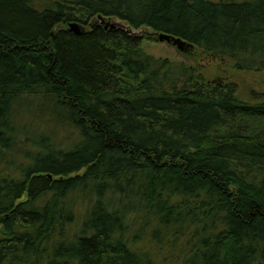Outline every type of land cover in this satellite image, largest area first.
I'll use <instances>...</instances> for the list:
<instances>
[{
	"label": "trees",
	"instance_id": "1",
	"mask_svg": "<svg viewBox=\"0 0 264 264\" xmlns=\"http://www.w3.org/2000/svg\"><path fill=\"white\" fill-rule=\"evenodd\" d=\"M161 34L264 71V0H0V264H264V94Z\"/></svg>",
	"mask_w": 264,
	"mask_h": 264
},
{
	"label": "rangeland",
	"instance_id": "2",
	"mask_svg": "<svg viewBox=\"0 0 264 264\" xmlns=\"http://www.w3.org/2000/svg\"><path fill=\"white\" fill-rule=\"evenodd\" d=\"M111 23L125 26L124 23L115 19L111 20ZM133 33H135L136 35L144 34L145 36L152 38L156 37V35L153 34L151 30L146 29L138 31L134 30ZM143 47L148 53L156 57L182 61L189 65L199 67L207 80H214L218 82L220 81V83L225 79L231 80L232 82L237 84L238 95L243 101H251L254 97V94H264V71L249 73L238 72L232 70L229 65L226 67L225 63H222L221 61L209 63L204 58H196L195 56H193L195 51L193 47L185 52H181L172 44L152 40L144 41ZM252 101H255V99H253ZM35 104L36 103H33V105ZM44 119L45 118H41L40 121L38 120L33 122V132L39 134V132L47 129L41 124Z\"/></svg>",
	"mask_w": 264,
	"mask_h": 264
},
{
	"label": "water",
	"instance_id": "3",
	"mask_svg": "<svg viewBox=\"0 0 264 264\" xmlns=\"http://www.w3.org/2000/svg\"><path fill=\"white\" fill-rule=\"evenodd\" d=\"M69 28L72 32H75L76 34H81L82 30L81 28L75 24V23H71L69 25ZM158 39L161 42H167L169 44L174 45L178 50H180L181 52H185L188 49L192 48L191 44H188L187 42L181 40V39H177L173 36L167 35V34H161L159 35Z\"/></svg>",
	"mask_w": 264,
	"mask_h": 264
}]
</instances>
